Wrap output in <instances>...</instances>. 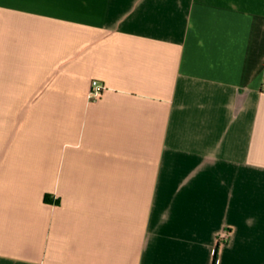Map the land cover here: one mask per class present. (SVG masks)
Returning <instances> with one entry per match:
<instances>
[{
    "label": "crops",
    "instance_id": "crops-1",
    "mask_svg": "<svg viewBox=\"0 0 264 264\" xmlns=\"http://www.w3.org/2000/svg\"><path fill=\"white\" fill-rule=\"evenodd\" d=\"M263 85L264 0H0V264H264Z\"/></svg>",
    "mask_w": 264,
    "mask_h": 264
},
{
    "label": "built area",
    "instance_id": "built-area-1",
    "mask_svg": "<svg viewBox=\"0 0 264 264\" xmlns=\"http://www.w3.org/2000/svg\"><path fill=\"white\" fill-rule=\"evenodd\" d=\"M106 88L107 85L105 82L99 80L98 78H94L88 91V97L93 100L99 99ZM262 89L264 90V85Z\"/></svg>",
    "mask_w": 264,
    "mask_h": 264
},
{
    "label": "trees",
    "instance_id": "trees-1",
    "mask_svg": "<svg viewBox=\"0 0 264 264\" xmlns=\"http://www.w3.org/2000/svg\"><path fill=\"white\" fill-rule=\"evenodd\" d=\"M45 198H46L47 200L50 199L48 193L46 194ZM218 250H219V244H217V246H216L215 254H214V257H213V260H212V264H217Z\"/></svg>",
    "mask_w": 264,
    "mask_h": 264
}]
</instances>
